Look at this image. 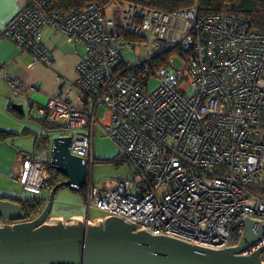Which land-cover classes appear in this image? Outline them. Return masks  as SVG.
<instances>
[{
  "label": "built area",
  "instance_id": "1",
  "mask_svg": "<svg viewBox=\"0 0 264 264\" xmlns=\"http://www.w3.org/2000/svg\"><path fill=\"white\" fill-rule=\"evenodd\" d=\"M137 1L116 3L107 18L94 3L62 14L43 0H25L0 38L48 65L44 27L83 46L85 56L70 82L75 92L67 83L41 113L54 130L69 131L57 136H70V153L88 166L98 162L95 128L118 147L114 162L129 175L101 195L89 185L88 208L153 235L234 247L244 234L241 220L264 225V34L226 14L203 15L197 2L166 14L142 9ZM118 27L142 44L125 42L113 31ZM164 49L171 53L158 67ZM128 53L133 57H124ZM175 60L180 67L172 66ZM153 77L159 85L149 91ZM0 81L16 95L26 91L1 68ZM99 109L105 115L98 117ZM44 136L49 148L23 155L17 174L23 190L34 194L50 190L56 179L49 167L53 137ZM263 245L264 230L249 252Z\"/></svg>",
  "mask_w": 264,
  "mask_h": 264
},
{
  "label": "water",
  "instance_id": "2",
  "mask_svg": "<svg viewBox=\"0 0 264 264\" xmlns=\"http://www.w3.org/2000/svg\"><path fill=\"white\" fill-rule=\"evenodd\" d=\"M70 141L52 138L49 167L64 179L50 188L36 217L28 218L17 201L0 199V264H264V245L249 252L264 225L248 218L237 224L244 234L236 246L216 249L153 235L115 216L51 217L59 189L86 185L87 163L70 153Z\"/></svg>",
  "mask_w": 264,
  "mask_h": 264
},
{
  "label": "crops",
  "instance_id": "3",
  "mask_svg": "<svg viewBox=\"0 0 264 264\" xmlns=\"http://www.w3.org/2000/svg\"><path fill=\"white\" fill-rule=\"evenodd\" d=\"M24 3L25 0H0V29L19 12L24 6ZM111 12H113V10ZM43 46L52 53L53 63L50 68L39 63H33L30 53L24 51L11 40L0 38V66L3 68V71L17 78L24 86L38 85L39 87L37 93H26V95L18 96L12 91L9 85L5 82H0V130L10 133V136L5 139V141H0V146H7L6 144L10 143V139L13 137L26 135L23 134V130L26 128L35 133L36 131L30 128L31 126H28L26 122H31V124H35L38 128H41L38 121H27L22 118H17L15 112L26 114L30 111L29 105L32 104L34 107L31 110V114L33 117L39 118L41 115V111H39L40 107L45 106L50 97L64 93L66 86H68L67 83L72 82L76 76L77 65L85 56V50L80 43L69 41L65 36L56 33L50 27H45L43 29ZM13 105H21L22 108L19 111L13 108ZM102 112L99 116L105 115V113ZM43 132L44 133L41 134L45 135V131ZM27 134H31V132H27ZM38 142L40 141L38 140ZM34 147L36 148L35 137ZM19 153L21 154L23 152H18L15 157L12 155L11 158L6 156L5 160V163L9 164V169L11 165L14 170L16 169L17 174L21 165ZM92 168L93 165H87L86 188L89 187V185L93 186L90 180L91 178L89 179ZM53 172L60 181L64 179L60 174L55 171ZM17 174L14 176V181L19 185V189L12 190L11 188V194L8 190H5L6 192H3L5 194H0V199L5 197H20L21 193L24 192L22 185L17 180ZM0 175H7V172L3 171V164H0ZM87 209L88 211L90 210L88 206ZM51 217L66 218L60 214ZM74 217L84 218L81 214H71L67 217V220Z\"/></svg>",
  "mask_w": 264,
  "mask_h": 264
},
{
  "label": "trees",
  "instance_id": "4",
  "mask_svg": "<svg viewBox=\"0 0 264 264\" xmlns=\"http://www.w3.org/2000/svg\"><path fill=\"white\" fill-rule=\"evenodd\" d=\"M39 1L41 2L42 0ZM43 1L46 3V6L49 5L50 7L56 9L62 14H69L70 12L81 9L85 5L90 3H94L97 6H99L105 14L107 8L110 7L111 10H114L116 3H123L125 0H43ZM196 2L198 3L199 13L203 15L226 14L246 23L248 25L249 31L257 32V33L259 32L264 34V0H138L136 3L142 9L145 10H153L166 14H174L180 10L188 9L194 6ZM131 18L134 22L138 24L141 23L139 17H134V15H132ZM113 31L119 34L121 38L127 43H131L137 47L142 44L141 37L131 34L128 31L121 29L120 27H118V29L114 28ZM41 43H42V47H44L43 36ZM49 52L51 53L50 50ZM168 52L171 53V50L168 49L161 50V56L159 58L160 60L157 63L158 67L165 66L167 57L169 55ZM32 59H33V63H39L49 68L52 66V64L48 65L47 63H43V62L42 63L35 62L33 56ZM52 63H53V57H52ZM0 68L3 69L1 66ZM33 86L37 87V91H35L37 93L39 91L38 85H33ZM23 87L26 89V91L23 94H19L18 96L26 95V93H35L28 90V87L30 86L23 85ZM29 107H30V111L27 112L26 114L18 113L15 110L17 112L16 113L14 111L16 114L15 116L17 118H22L27 121H31V120L38 121L39 126H41L40 128L41 136L37 132L34 133L33 131H30L27 128L23 130V134H27V132H31V134H33L35 137L36 147L38 148L44 147V149H42V151H44L49 148L50 143L46 140V137L41 133H44L43 131L54 130V127L50 126V123L47 120L46 115L42 113H40L41 115L39 116V118L33 117L31 114L32 113L31 110L33 109L34 106L30 104ZM43 108L44 106L40 107L39 111H41V109ZM9 136L10 133L0 130V141H5V139H7ZM38 140L40 142H38ZM34 155H38V154H34ZM114 159L115 157L110 162H112L115 166H117L114 162ZM20 161H22V159H20ZM58 181L60 180L56 178L52 183L51 187ZM82 190H85V195H86V187L81 189L79 192H81ZM48 192L49 191L47 190V191H42L39 194H34L24 191L21 193L20 197H5L1 199L17 201L22 206L24 213H26L27 217L32 219L36 217L45 206ZM262 260L264 261V253L262 254Z\"/></svg>",
  "mask_w": 264,
  "mask_h": 264
},
{
  "label": "rangeland",
  "instance_id": "5",
  "mask_svg": "<svg viewBox=\"0 0 264 264\" xmlns=\"http://www.w3.org/2000/svg\"><path fill=\"white\" fill-rule=\"evenodd\" d=\"M111 8L106 9V17L110 18L112 16ZM137 50V48H136ZM138 53V51H137ZM124 57L132 58L131 53L126 54ZM172 66L178 68L180 63L175 60ZM72 83V82H71ZM73 92L75 88L69 83ZM159 85L157 78L153 77L149 81L148 89L153 91ZM29 94V93H28ZM102 112L101 109L98 110V115ZM28 123L30 128H33L38 134L40 132V127L37 125ZM59 123L63 124L64 121ZM46 132V131H45ZM69 132L68 130H48L47 133H50L53 138L61 133ZM7 146H0V164H3V171L7 172V175H0V194H5V190L11 194L12 190L19 189V185L15 183L14 176L17 174L16 169L14 170L11 165L9 169V164L5 163L6 156L11 158L12 155L15 157L18 152L20 157L23 155H34L41 153L44 147H34V135L26 134L13 137L10 139V143L6 144ZM118 154L117 145L109 139L103 132L101 128H95L94 137H93V157L95 160H98L97 163L93 165L89 179L94 187H98L100 195L109 190V188L115 183L117 179L127 177L129 172L127 167L115 166L110 162ZM9 170V171H8ZM62 181V180H61ZM59 182V181H58ZM88 192V187L86 188V195ZM85 195V190L81 192H75L69 190L68 188H62L57 191L53 203V207L50 213V216L62 215L66 218L71 214H81L84 217L88 215L91 220H94L97 217H104L105 213L94 208L90 207L89 211L87 209V196Z\"/></svg>",
  "mask_w": 264,
  "mask_h": 264
},
{
  "label": "clouds",
  "instance_id": "6",
  "mask_svg": "<svg viewBox=\"0 0 264 264\" xmlns=\"http://www.w3.org/2000/svg\"><path fill=\"white\" fill-rule=\"evenodd\" d=\"M99 218H101V217H99Z\"/></svg>",
  "mask_w": 264,
  "mask_h": 264
}]
</instances>
